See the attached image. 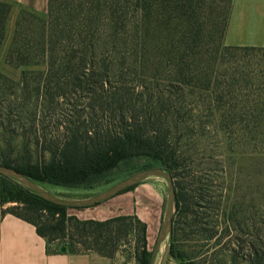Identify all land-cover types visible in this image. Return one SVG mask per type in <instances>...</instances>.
I'll use <instances>...</instances> for the list:
<instances>
[{
  "label": "rangeland",
  "instance_id": "374dc122",
  "mask_svg": "<svg viewBox=\"0 0 264 264\" xmlns=\"http://www.w3.org/2000/svg\"><path fill=\"white\" fill-rule=\"evenodd\" d=\"M187 1L192 0L63 2L58 23L65 25L68 32L58 46L76 52L73 64L83 60L85 73L92 75L82 90L74 92L68 87V96L95 104L105 98L120 100L133 108L134 115L160 119L157 125L170 136L173 148L185 153L187 171L200 172L204 168L202 174L194 173L204 179L206 197L202 204L210 208L217 190L227 215L221 216L219 226H241L243 230L248 226L249 234L259 232L264 242V42L256 43L260 47L254 48L253 44L229 46L224 29L227 1L193 0L194 11L189 13ZM17 16H9L7 22L0 48V73L13 80L14 84H4L11 96L21 93L29 100L37 84L45 79L38 73H28L24 85H18L24 68H13L5 62ZM62 58L63 54L58 53L56 60L60 62ZM65 78L66 72L55 71L48 82L52 94L56 82L62 90L66 88ZM3 106L0 105V162L16 165L27 156L32 161L43 158L33 145L39 130L31 124L33 115H28L27 105L12 109L15 112L9 120ZM96 113L100 120L101 112ZM46 114V118L57 116L51 109ZM43 126L46 132L51 131L48 120ZM143 165V160L134 161L114 172L106 183L80 189L31 181L32 185H28L7 176L59 202L97 197L129 179L135 180L132 185L158 184L164 198L163 216L166 214L163 231L169 241L167 214L170 208L175 210L170 176L160 168L141 171ZM11 206L14 204L3 206L0 213ZM203 212L206 220H211L212 211ZM232 212L234 224L229 216ZM231 234L236 236L234 230ZM229 238L225 237L223 243ZM134 244L133 235L120 242L116 264H136ZM223 259L229 257L220 260Z\"/></svg>",
  "mask_w": 264,
  "mask_h": 264
},
{
  "label": "trees",
  "instance_id": "16d2710c",
  "mask_svg": "<svg viewBox=\"0 0 264 264\" xmlns=\"http://www.w3.org/2000/svg\"><path fill=\"white\" fill-rule=\"evenodd\" d=\"M66 1L48 0L46 15L28 10L18 13L5 62L13 68H24L18 85H24L28 73L40 74L45 82L37 84L34 96L28 100L21 93L11 96L4 84L13 83V80L0 73V105H5L4 114L8 120L15 112L12 109L27 105L28 115H33L31 124L39 130L33 145L40 157H44L32 161L27 156L19 164L4 161L0 166L37 184L80 189L106 183L122 166L143 160L141 171L160 168L171 179L175 202L169 229L168 254L171 258L179 264H264V242L258 237L259 232L249 234L248 226L244 230L241 226H219L221 216L227 215L222 211L217 190L209 202L210 208L202 204L206 187L204 179L195 174H202L204 168L195 174L187 171L185 153L173 148L170 136L157 125L160 119L153 120L147 114L134 115L133 108L126 107L120 100L101 98L102 102L95 104L69 98L68 87L74 92L82 90L92 75L85 73L83 60L73 64L78 57L76 52L58 46L68 32L65 25L62 27L58 23L57 16ZM226 1L225 35L233 6V0ZM11 6L0 0V48L5 40ZM187 6L188 13L194 11L193 0L187 1ZM58 53L63 54L60 62L56 60ZM56 70L66 72V88L62 90L56 82L52 94L48 82ZM101 88L103 91V84ZM50 109L57 116L46 118ZM98 110L102 114L100 120L96 116ZM47 120L52 128L49 132L41 128ZM21 138L25 139L26 135L22 134ZM137 186L133 184L119 193L132 191ZM7 204L14 206L2 210L0 219L11 214L31 223L50 245L65 247L74 254L97 253L114 258L120 242L133 235L132 254L136 264L151 263L147 225L137 216L102 222L80 220L70 214L71 207L45 199L0 173V209ZM205 210L212 211L211 220H206ZM229 216L234 224L235 214L232 212ZM181 233L183 237L179 238ZM225 237L230 238L223 243ZM190 242L199 245L189 247ZM226 256L229 259L220 260Z\"/></svg>",
  "mask_w": 264,
  "mask_h": 264
},
{
  "label": "crops",
  "instance_id": "0c3cea01",
  "mask_svg": "<svg viewBox=\"0 0 264 264\" xmlns=\"http://www.w3.org/2000/svg\"><path fill=\"white\" fill-rule=\"evenodd\" d=\"M4 1L12 5L10 16L13 17L21 10L42 15L48 12V0ZM225 40L230 42L229 46L253 44L251 46L260 47L256 43L264 42V0H233ZM159 187L158 184L147 186L140 183L132 191L115 193L117 187L97 197L69 200L67 206L71 207L70 214L80 220L102 222L137 216L147 225L148 248L153 256L151 264H176L168 254V237L157 249L166 216H163L164 198ZM168 216L169 211L167 219ZM119 257V254L111 259L97 253L62 251L61 247L50 245L41 237L31 223L11 214L0 219V264H116Z\"/></svg>",
  "mask_w": 264,
  "mask_h": 264
},
{
  "label": "water",
  "instance_id": "95a60500",
  "mask_svg": "<svg viewBox=\"0 0 264 264\" xmlns=\"http://www.w3.org/2000/svg\"><path fill=\"white\" fill-rule=\"evenodd\" d=\"M0 168H5V167H2V166H0ZM5 169H9V168H5ZM9 170H11V169H9ZM13 172H15L14 170H12ZM0 173H2L1 171H0ZM17 173V172H16ZM3 174V173H2ZM17 174H19V173H17ZM3 175H5V174H3ZM19 175H21V174H19ZM6 176V175H5ZM21 176H23V175H21ZM8 177V176H7ZM24 178H26L25 176H23ZM29 180V179H28ZM127 181H129V182H127ZM127 181H125L122 185H119L120 187L115 191V193L116 192H119V191H121V190H123V189H125L126 187H128V186H130V185H132V183H135V180L134 179H129V180H127ZM32 182V181H31ZM171 187H172V185H171ZM31 189V188H30ZM31 190H33V189H31ZM34 191V190H33ZM36 192V191H35ZM172 192V196H173V191H171ZM37 193V192H36ZM37 194H39V193H37ZM40 196H42L41 194H39ZM42 197H44L45 199H48V200H50V201H52V202H55V203H58V204H63V205H68V203L67 202H59V201H55L53 198H47V197H45V196H42ZM173 199H174V197H173ZM172 214H173V212H172ZM172 216V215H171ZM170 220H171V218H170ZM163 228H164V223H163V227H162V230H161V234H160V239H159V243H158V246H157V249H158V247L166 240V234L164 233V231H163ZM169 229H170V227H169ZM168 234H169V232H168ZM66 250V248L65 247H63L62 248V251H65ZM152 258H153V256H152ZM152 258H151V262H152ZM151 264V263H150Z\"/></svg>",
  "mask_w": 264,
  "mask_h": 264
},
{
  "label": "bare ground",
  "instance_id": "6f19581e",
  "mask_svg": "<svg viewBox=\"0 0 264 264\" xmlns=\"http://www.w3.org/2000/svg\"><path fill=\"white\" fill-rule=\"evenodd\" d=\"M0 170H1V172H3V174H5L6 176L9 175V176L15 177V178H17V179L23 181L24 183H26V184H28V185H32V183L30 182V180L28 181L27 178H24L23 176L17 174L16 172H13L12 170L5 169V168H0ZM31 189H32V188H31ZM34 191H35V190H34ZM37 193H38V192H37ZM42 196H44V195H42ZM45 197H46V196H45ZM49 197H50V196H48L47 198H49ZM50 198H52V197H50ZM171 198H172V192H171ZM170 215H172V209H171V208L169 209V219L171 218ZM164 228H165V225H164ZM164 228H163V230H164ZM168 228H169V226H168ZM165 230H166V228H165ZM165 234H166V233H165ZM165 237H166V236H165ZM157 251H158V250H157ZM153 264H154V263H153Z\"/></svg>",
  "mask_w": 264,
  "mask_h": 264
}]
</instances>
